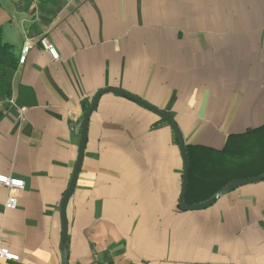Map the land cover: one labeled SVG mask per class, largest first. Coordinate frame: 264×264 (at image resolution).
Listing matches in <instances>:
<instances>
[{
	"label": "crops",
	"instance_id": "1",
	"mask_svg": "<svg viewBox=\"0 0 264 264\" xmlns=\"http://www.w3.org/2000/svg\"><path fill=\"white\" fill-rule=\"evenodd\" d=\"M0 25L17 61L0 100L27 108H0V173L25 181L10 209L0 185V242L20 255L0 264H63L83 102L102 88L176 121L194 184L264 172V0H0ZM43 34L59 59L34 45L20 63ZM183 172L166 119L102 93L67 205L68 264H264V179L182 210Z\"/></svg>",
	"mask_w": 264,
	"mask_h": 264
},
{
	"label": "water",
	"instance_id": "2",
	"mask_svg": "<svg viewBox=\"0 0 264 264\" xmlns=\"http://www.w3.org/2000/svg\"><path fill=\"white\" fill-rule=\"evenodd\" d=\"M115 92L119 93L122 95H125L131 99H134L135 101L139 102L140 104L146 106L147 108L157 112L160 114L164 119H166L174 128L178 135L179 139V146L182 154V158L184 161V172H183V188L181 192V197H180V207L182 210H196V209H202L206 208L210 205H212L220 196L225 194L226 192L233 190L235 188L241 187L246 184L254 183L260 180L264 179V173L258 176H254L251 178H236L231 181H229L225 186H223L218 192H216L212 197H210L207 200L201 201V202H196L193 204H189L187 202V193H188V185H189V172H190V160L188 156V152L186 149V142L184 135L179 127V125L176 123V121L164 110H161L157 108L156 106H153L152 104L146 102L142 98H139L138 96H135L131 94L130 92H127L123 89L119 88H102L98 90L95 95L93 96L92 102L88 110L85 112L82 124L79 126V129L82 128V135H81V141H80V149H79V155L77 158V162L74 168L73 172V177L71 180V183L67 189V191L64 193L62 203H61V214H62V240H61V251L63 253L64 257V262L63 264H68V217H67V205L69 202V199L74 191V187L76 184V180L78 177V172L82 164V159L84 155V149L86 146V140H87V132H88V125H89V120L92 112L96 108V105L98 103V100L101 96L102 93L104 92Z\"/></svg>",
	"mask_w": 264,
	"mask_h": 264
},
{
	"label": "built area",
	"instance_id": "3",
	"mask_svg": "<svg viewBox=\"0 0 264 264\" xmlns=\"http://www.w3.org/2000/svg\"><path fill=\"white\" fill-rule=\"evenodd\" d=\"M34 45H40L42 49L47 52L52 59L57 60L60 57L59 51L56 45L50 40V38L43 34L39 38H26L25 44L22 48V53L19 58L20 63H24L27 53ZM5 102H8L11 106L18 108L20 112L19 119H25V106H20L13 96H8L5 100H0V108L4 107ZM0 185L6 187L9 190V195L5 202V208H16L18 206V195L25 187V181L20 177H15L7 174L0 173ZM0 258L8 260H19L20 255L12 252L8 247L2 246L0 242Z\"/></svg>",
	"mask_w": 264,
	"mask_h": 264
},
{
	"label": "trees",
	"instance_id": "4",
	"mask_svg": "<svg viewBox=\"0 0 264 264\" xmlns=\"http://www.w3.org/2000/svg\"><path fill=\"white\" fill-rule=\"evenodd\" d=\"M0 66H1L0 74L1 73L2 74H11L14 71V69L16 68V66H17V61H16V59L14 57V52H13L12 46L9 43H7V42H5L3 40V37H2V26L1 25H0ZM90 105H91V101L90 100L88 101L87 99H85L84 102H83V106H84V111L85 112L88 110ZM216 174L218 175L216 177H218V178H219V176L221 177V171H218V172L216 171ZM230 179H232V178L229 177L228 179H225V182L223 181L222 183H215L214 182L215 181L214 178H213V181H212V178H206L205 180H201L200 181L201 184H197L196 185V184L193 183L194 180H195V177L193 175V166L191 164L190 172H189V185H188V193H187V202L190 203V204H193V203H196V202H201V201L209 199L216 192H218L223 186H225ZM210 187L212 188L210 194H207L204 197H199V198H196V199H193V200H191L189 198L191 190H193V188L194 189L197 188L198 190L203 191L205 188H210Z\"/></svg>",
	"mask_w": 264,
	"mask_h": 264
}]
</instances>
